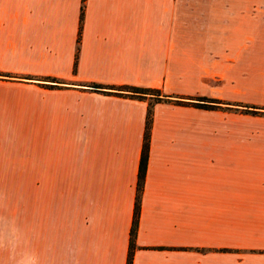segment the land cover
Wrapping results in <instances>:
<instances>
[{"label":"crops","instance_id":"obj_1","mask_svg":"<svg viewBox=\"0 0 264 264\" xmlns=\"http://www.w3.org/2000/svg\"><path fill=\"white\" fill-rule=\"evenodd\" d=\"M0 0V264H264V0ZM82 12V13H81ZM205 97L215 107L194 105Z\"/></svg>","mask_w":264,"mask_h":264},{"label":"trees","instance_id":"obj_2","mask_svg":"<svg viewBox=\"0 0 264 264\" xmlns=\"http://www.w3.org/2000/svg\"><path fill=\"white\" fill-rule=\"evenodd\" d=\"M91 86L94 88L100 89V90L104 88L112 89L111 91H102L104 93L124 94V95H129V96H135L138 98H145L147 95H151L153 96V102H159V101H174L177 103L185 102L183 101V99H180V98L171 99L169 97H164V96L160 97L159 90H156V89H148V88H141V87L128 86V85H122V86H117V87L116 86L107 87V86H103L97 83H92ZM153 102H149V106L147 109V115H146L144 141H143V146H142L140 160H139V167H138V179H137V188H136L134 218H133L132 226L130 229V250L128 253L127 264H132V252L135 246L134 239H135L136 228H137V223H138L140 196H141V192L143 188L145 171H146L148 154H149V137H150V129H151V123H152ZM211 102H214V101L209 100L205 97H197L195 98V101L193 103L194 105L201 107V108L215 107L214 105L211 104ZM245 111L248 113H254V114L259 113V114L264 115V110H260L252 106L251 107L247 106Z\"/></svg>","mask_w":264,"mask_h":264},{"label":"rangeland","instance_id":"obj_3","mask_svg":"<svg viewBox=\"0 0 264 264\" xmlns=\"http://www.w3.org/2000/svg\"><path fill=\"white\" fill-rule=\"evenodd\" d=\"M241 4H254V0H243ZM150 102H152V100Z\"/></svg>","mask_w":264,"mask_h":264}]
</instances>
